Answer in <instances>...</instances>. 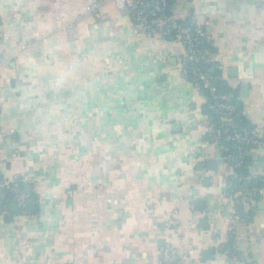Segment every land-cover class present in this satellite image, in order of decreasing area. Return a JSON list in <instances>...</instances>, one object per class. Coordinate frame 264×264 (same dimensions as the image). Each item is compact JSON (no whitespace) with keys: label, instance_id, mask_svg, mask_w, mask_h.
<instances>
[{"label":"crops","instance_id":"crops-1","mask_svg":"<svg viewBox=\"0 0 264 264\" xmlns=\"http://www.w3.org/2000/svg\"><path fill=\"white\" fill-rule=\"evenodd\" d=\"M93 1L0 0V179L36 201L0 215V264H161L165 243L186 264H264V146L227 160L205 93L180 74L182 44ZM191 9L264 140V0L172 3ZM236 167L253 184L241 222L226 194Z\"/></svg>","mask_w":264,"mask_h":264},{"label":"built area","instance_id":"built-area-1","mask_svg":"<svg viewBox=\"0 0 264 264\" xmlns=\"http://www.w3.org/2000/svg\"><path fill=\"white\" fill-rule=\"evenodd\" d=\"M175 1L95 0L86 7V11H94V15H97V9L100 8L101 4L113 3L119 11L130 14L133 30L137 35L158 36L182 44L184 57H188V60L180 63V74L197 90L206 92V104L214 118L206 129L208 136L212 141L219 143L226 149L225 157L227 160L240 166L244 150L242 144L255 149L264 146V140L258 128L248 124H240L235 119L237 99L235 100L234 94L231 91L219 90L209 70H204L195 64V62L200 61L205 65L213 64L221 67L217 52L212 53L207 47V45L215 46L213 35L199 21L198 13L191 9L181 16L175 15L172 10V3ZM184 1L194 3L196 0ZM20 49H27V44L21 43ZM7 62V56L0 52V73L7 69ZM238 179L241 183L236 188L229 187L226 194L234 203L232 217L235 221L241 222L243 213H246L245 207L252 201L253 190L249 187L248 177L240 174ZM6 187L12 191V202L18 208L24 207L27 200V195L17 187V182H7L0 179V215L8 213L7 204L3 202L4 188ZM158 259L161 264H186V258L181 254V251L168 243L159 248ZM233 263L254 264L237 258L233 259Z\"/></svg>","mask_w":264,"mask_h":264},{"label":"trees","instance_id":"trees-1","mask_svg":"<svg viewBox=\"0 0 264 264\" xmlns=\"http://www.w3.org/2000/svg\"><path fill=\"white\" fill-rule=\"evenodd\" d=\"M208 49L210 52L212 53H215L217 50H216V47L215 46H212V45H207ZM195 64L197 66H200L202 69L204 70H209V72L212 74L213 76V79L215 81V84L216 86L218 87L219 90H226V91H231L235 97H237V93L234 89H232L227 83L226 81L222 78L221 76V69L219 67H217L216 65H213V64H203L201 63L200 61L198 62H195ZM205 92V91H203ZM206 94V92H205ZM236 100V98H235ZM235 119L240 123V124H248V125H251L249 123V121L241 114L239 113V109H237L236 113H235ZM252 126V125H251ZM249 158L246 157L245 158V161H248ZM235 171H238V172H241V174L245 175L247 172H246V168L244 167H236L235 168ZM241 183V181H237V180H234L233 182V187L236 188L239 184ZM237 185V186H236ZM249 186H253L252 183H250ZM17 187L20 189V190H24V183L20 180L17 181ZM12 191L9 189V188H4V204H7L9 202H12ZM30 197H33V193L29 194ZM23 208V207H22ZM22 208H19L21 211H23ZM233 236L232 234H229V237H228V241L226 243V247L230 248L232 250L233 253H235L234 249H233Z\"/></svg>","mask_w":264,"mask_h":264},{"label":"water","instance_id":"water-1","mask_svg":"<svg viewBox=\"0 0 264 264\" xmlns=\"http://www.w3.org/2000/svg\"><path fill=\"white\" fill-rule=\"evenodd\" d=\"M11 55H9V57H10ZM188 60V57H185V61H187ZM240 92H239V97H241V98H244V97H246L247 96V84H245V83H242L241 85H240ZM236 108L237 109H241V102L240 101H238L237 103H236ZM254 154V152L253 151H250V152H248V155H253ZM202 164V163H201ZM199 165H200V163H199ZM26 189H27V192L29 191V187L27 186L26 187ZM36 201H35V199H33V198H27V200H26V202H25V206H26V208L29 210V211H32V210H35V208H36ZM194 204L196 205V204H198V205H200L199 207H197V206H194V208L195 209H197V210H203L204 209V205H203V201L202 200H200V199H196L195 201H194ZM9 208H10V210L11 211H15L16 209H17V206H16V204L15 203H11L10 205H9Z\"/></svg>","mask_w":264,"mask_h":264}]
</instances>
